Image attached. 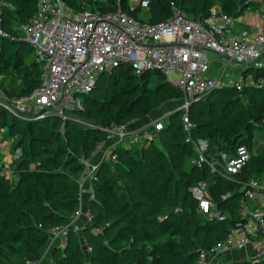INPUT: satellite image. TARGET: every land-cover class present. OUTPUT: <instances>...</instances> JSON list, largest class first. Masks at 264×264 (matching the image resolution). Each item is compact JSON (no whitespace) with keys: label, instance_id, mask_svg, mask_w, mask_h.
<instances>
[{"label":"trees","instance_id":"16d2710c","mask_svg":"<svg viewBox=\"0 0 264 264\" xmlns=\"http://www.w3.org/2000/svg\"><path fill=\"white\" fill-rule=\"evenodd\" d=\"M10 1L14 3L15 8L3 9L1 18L3 27L8 31H14L15 26L28 23L35 15L38 0ZM66 1L75 10L95 6L102 11H110L116 9L118 0H107V2L86 0L87 4L84 3V0ZM121 1L123 9L127 13L140 21L150 23L167 19L172 12V2L179 5L183 12L193 19L205 18L209 15L211 8L215 6H220L226 12L237 16L243 14L246 9V7H242L245 0H152L146 10L140 8L132 10L129 8V0ZM204 9L206 11L200 12ZM31 52H34V49L28 44L0 37V87L9 95L27 94L41 84L43 63L38 61L36 56L35 59H31ZM17 69L22 74L19 76L20 84L15 86L9 78L10 74ZM153 73L161 74L148 72L137 75L128 64H121L109 72L102 73L93 92L86 96L85 109L77 111L78 114L83 115L90 111L104 112L108 109L110 111L109 119L98 118L94 128L72 119L62 121L58 117L52 118L51 116L23 121L0 109V125L5 126L12 136L20 135L21 138L17 141V146L30 151L31 154L30 159H20L17 164V168L22 172L27 170V173L17 184H14L8 177L6 166L0 164V212L5 214L4 219L0 220V264H25L39 260L37 252L33 249H39L47 243L50 240L48 228L66 223L80 202L79 179L83 171V162L76 156L67 157L64 164L67 170L57 172L60 148L69 145L71 149L76 150V143L80 142L89 148L87 157H90L96 145L106 137L104 128L110 127L114 123L130 120L125 116L133 113L131 106L144 96V88L140 87L138 83L134 84L135 80ZM164 81L167 83H160L153 93L154 96H160L163 93L164 84L173 85L166 79ZM135 85L138 87L137 91L128 97L127 95L130 93L128 88L135 87ZM177 90L180 93L178 88ZM223 91L229 94L230 98L220 100L219 108H211L209 115H204L207 119L194 123L192 136L195 139L208 140L211 150L216 149L219 144H222L224 149L231 150L241 143L253 149V131L247 140L239 141V138L243 136L244 131L248 132L251 127V119L246 116H254L264 107V88H251L242 92L226 88ZM120 100L124 101L123 105L128 106L123 113V110L114 111L113 109L120 104ZM203 100L193 106L200 104ZM146 112L143 109L138 110V114ZM190 117L193 121L191 114ZM172 118L175 124L165 129L169 134L170 141L169 144H165V147L173 146L181 159L189 161V158L194 154V147L191 142H186L188 135L183 128L182 112L176 111ZM59 121H62L64 126L69 129L62 132L58 126ZM37 130L40 131L39 134H35ZM217 135L222 137L219 141L216 140ZM114 153L117 155V162L115 164L104 162L99 169V178L94 185L95 198L89 201L93 220L91 227L88 228L93 231H95L93 228L102 229L106 241L121 249L126 260L124 264H145V260L150 255L147 246L149 242L161 245L159 249L167 264H195L202 250L210 249L221 243L229 229L241 220L238 206L243 199V182L252 177L262 178L264 176V154H254L234 180L213 173L208 167L201 170L192 166L191 173H183L182 176H179L178 173L172 172L166 175L163 183H160L161 175H163L162 170L166 168L167 164L162 163L158 167L157 162L153 160L155 153L153 155V152H150V156L146 159L137 158L138 151L134 148L118 147ZM152 155L153 157H151ZM162 155V152L158 151L156 158L160 160ZM127 163L133 169L127 172L141 175L151 188H156V185L160 184L158 195L155 196L154 192L146 190L136 181L127 182L125 194L130 195V199H133L137 206L145 210L143 215L129 210L131 202L126 198L120 200L112 192L115 185H108L114 180L111 166H125ZM32 164L35 165V169H31ZM38 172L41 176L35 174ZM63 174L70 176L71 189L69 190L58 188L62 184L60 177ZM201 181L208 183L210 195L216 200L224 214H227V210L230 212L225 220L209 219L206 214L199 212L198 202L192 196L190 187ZM24 182H27L36 191L44 193L45 196H49V191L55 189L54 193L60 199L54 200L58 208L49 215L55 219L54 222L44 220L36 225L23 223L29 219L32 220V214L20 210V205H26L33 210L41 205L23 197L22 183ZM228 193L231 196L224 199L223 195ZM161 202L169 209L165 219L161 218L158 213V205ZM199 214L207 216L203 219V221L205 220L204 226H200L202 219ZM13 216L21 223L14 224V229L8 230L12 225L11 217ZM125 221H129V225L121 226ZM5 230H7L6 234L3 233ZM162 238H165L163 243L161 242ZM57 249L62 252L66 264H85L77 232L71 231L66 247ZM227 264L236 263L229 262ZM246 264H264V258L258 261L249 260Z\"/></svg>","mask_w":264,"mask_h":264},{"label":"built area","instance_id":"2783aa9c","mask_svg":"<svg viewBox=\"0 0 264 264\" xmlns=\"http://www.w3.org/2000/svg\"><path fill=\"white\" fill-rule=\"evenodd\" d=\"M151 1L128 3L132 10H146ZM116 5L110 11L95 6L75 10L66 0H38L30 21L8 31L2 24V11L14 9L15 5L10 0H0V37L32 46L36 59L43 63L41 84L33 91L9 95L0 88V109L23 121L49 116L67 121L72 117L69 113L85 109L86 96L93 92L102 73L121 64L130 65L137 75L159 72L182 94L178 109L188 135L186 142L194 147L189 158L191 166L201 170L208 167L211 172L234 180L254 155L252 149L241 143L231 150L224 149L222 144L211 150L208 140L192 136L195 124L189 110L216 89L242 92L264 88V0H245L242 4L246 11L253 7L259 18L254 25H246V11L237 16L220 6L212 7L203 19H193L172 2L167 19L150 23L127 13L121 0ZM171 72L175 74L173 80L168 77ZM166 118L148 121L143 126L131 120L104 128L105 139L96 145L90 157L82 160L79 206L66 223L48 228L50 240L57 241L59 248L66 247L71 231L79 234L91 227L93 214L83 205V193L88 190L89 200L95 198L94 185L101 165L117 162L116 148H133L135 143L151 139L152 128H161ZM190 192L198 202L199 212L210 219L227 218L210 195L206 181L191 186ZM242 192L238 206L241 220L229 229L221 243L202 250L195 264H212L217 256L234 259V252L248 247L252 252L247 260L264 258V181L252 177L243 182ZM230 196L228 193L223 198ZM93 229L98 233L102 230Z\"/></svg>","mask_w":264,"mask_h":264},{"label":"rangeland","instance_id":"374dc122","mask_svg":"<svg viewBox=\"0 0 264 264\" xmlns=\"http://www.w3.org/2000/svg\"><path fill=\"white\" fill-rule=\"evenodd\" d=\"M205 9L201 10L200 12L206 11ZM35 56V53L31 52L30 58L35 59ZM21 74L22 72L19 69L15 70L12 74H10L9 79L13 85L16 86L20 84L21 78L19 76ZM160 75L163 74H146L145 76L135 80L134 84L138 83L140 87L144 88V96H142L139 101L135 102L131 106L133 113L131 115H126L125 118L130 119L126 122H131L132 120L137 126H143L148 121L151 122L152 120L160 117H167L161 128H152L151 139H148L146 141L142 140L138 143H135L133 146V148L138 151V153H136L137 158L146 159L148 156H150L149 153L153 152V155L154 153L155 155L154 157L153 155L151 157H153V160L157 162L158 167L162 165V163L167 164L166 168L162 170L163 175H161L162 178L160 183H163L166 178V175L172 172L178 173L179 176H182L183 173H191L192 166L190 164V159L189 161L186 159H181L173 146H170V148L165 147V144H169L170 142L169 134L166 133L165 129L168 126L175 124V121L173 120V118L171 119V117L174 113H176V111H180L178 108L180 106L181 94L178 92L174 84H164L163 93L160 96H154L153 93L157 89L158 85L162 82L167 83L164 80H168L167 76L163 75V77H160ZM168 77L170 80H173L175 78V74L171 72L168 74ZM137 89V85H135V87L130 86L128 88V91L130 93L127 96L129 97L130 95L134 94ZM229 98L230 95L224 93L223 89L214 90L211 93V96H208L206 99L203 100V102L190 108L189 113L191 114L194 123H198L202 119H207V117H204V115L208 116L211 111V108H219L220 100ZM123 102L124 101L120 100V104L113 108L114 111L123 110L122 113L125 112L128 106L123 105ZM141 109L146 110L147 112L144 114H138V110ZM108 113H110V111H108L107 109L104 112L90 111L89 113L83 115L78 113H69V115L72 116V120H75L78 123L86 125L90 128H94L96 126L98 118L106 117L107 120L109 119ZM216 116H218V113H216ZM246 118L251 119V127L248 132L244 131L243 136L239 138V141L242 139L247 140L251 132L253 131V152L255 155L264 154V107L256 115H247ZM62 121H59L58 126L61 128L62 132H65V130L69 129V127H65ZM39 133V130L35 131V134ZM216 137V140L218 141L222 138L220 137V135H217ZM20 138V135L12 136L5 126L0 125V164H4L6 166L8 177L12 180L14 184H17L18 181H21V178L27 173V170L22 172L20 169L17 168L19 160H26L31 158L30 151L23 150L22 148L17 146V141ZM76 145V150L71 149L69 145L60 148L61 153L59 156V163L57 165V172L59 170H67L64 165L67 157L76 156L81 161L84 158H87V150H89V148L85 147V145L80 142H77ZM158 151L162 152L163 154L160 160L156 158V153ZM31 166V169L36 168L34 164H32ZM111 168L112 172H114V180L108 185H115L114 190L112 191L113 194L119 197L120 200H123L124 198L129 200V202H131L129 210H133L132 212L143 215L145 213V210H142L139 206H137L136 202L133 199H130V195L127 196L125 194L127 191V182L136 181L137 183L141 184L146 190L154 192L155 196L158 195L160 184H157L156 188H151L148 182L144 181V178L141 175L137 173L127 172L129 170H133L132 166L128 163L125 166L112 165ZM35 174L37 176H41L39 172ZM60 178H62V184L58 188L60 190L71 189L70 176L68 174H63ZM22 186L24 189V198H29L31 202L35 201L41 204L34 210L32 208L27 207L26 205H20V210L30 212L32 214V220L29 219L27 221H24L23 223L36 225L38 224V222L44 220L46 222H54L55 219L49 217V215L52 213V211L58 208V206L54 203V200L60 199V197L54 193L55 189L53 191H49V196H45L44 193L38 192L34 188L30 187L27 182L22 183ZM89 204V202L87 205L85 204V209L89 208ZM168 212V207H165L161 202L158 205V213H160L161 218L165 219L168 216ZM226 213L230 215V212H228V210ZM199 216L202 219L200 226H204L205 220L203 221V219L207 216L202 214H199ZM4 217L5 214L3 212H0V220H3ZM11 221L12 225H10L8 230H13L14 224L21 223L15 216L11 217ZM122 225H129V221L123 222L121 226ZM92 231L93 230L91 228H84V230L79 233L82 256L84 258L85 264H124L126 262L121 249L118 246H113L112 244L108 243L102 230L100 233ZM3 233L6 234L7 230H5ZM164 239L165 238L161 239L162 243L164 242ZM56 246V241L51 242V240H49L41 248L33 249L37 252V255L39 256L38 263L66 264L63 260L62 252L58 250L57 248L59 247ZM147 246L150 250V255L145 260V264H167L166 260L161 255V251L159 249V246L161 245H158V243L149 242ZM89 247L91 248L90 250ZM163 247L167 248V246ZM232 256H234V259H230L229 257L231 256H217L219 258L217 259V261H214L213 264H227L229 262H233L236 264H246V262L249 261L247 260L248 257L240 259V257L236 253H234ZM25 264L29 263L26 262Z\"/></svg>","mask_w":264,"mask_h":264},{"label":"crops","instance_id":"0c3cea01","mask_svg":"<svg viewBox=\"0 0 264 264\" xmlns=\"http://www.w3.org/2000/svg\"><path fill=\"white\" fill-rule=\"evenodd\" d=\"M244 18H245L246 25H248V24L254 25V24H257L259 22V18L254 14V12L252 11V9H247ZM252 151H253V149H252ZM253 154H254V152H253ZM96 159H98L97 156L95 157V160ZM261 179H262V181H264V176ZM86 187H88V185ZM89 199H90V192L87 190V191H85L83 193V201H84L83 205L84 206H85V204L86 205L88 204ZM51 242H52V240H51ZM251 252H252V248L251 247H248V248H246L244 250L236 251L234 253L238 254V256L240 257V259H243L245 257H248ZM214 261H216V259ZM213 262H212V264H213Z\"/></svg>","mask_w":264,"mask_h":264},{"label":"water","instance_id":"95a60500","mask_svg":"<svg viewBox=\"0 0 264 264\" xmlns=\"http://www.w3.org/2000/svg\"><path fill=\"white\" fill-rule=\"evenodd\" d=\"M99 77L97 78V81H98ZM52 118H54L55 116H51Z\"/></svg>","mask_w":264,"mask_h":264}]
</instances>
